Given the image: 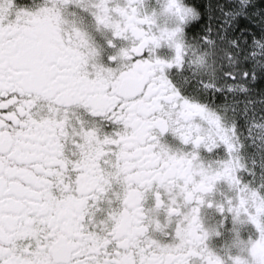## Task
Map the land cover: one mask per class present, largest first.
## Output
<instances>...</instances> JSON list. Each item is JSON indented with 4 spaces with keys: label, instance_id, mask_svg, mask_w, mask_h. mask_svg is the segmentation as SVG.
Here are the masks:
<instances>
[{
    "label": "snow or ice",
    "instance_id": "obj_1",
    "mask_svg": "<svg viewBox=\"0 0 264 264\" xmlns=\"http://www.w3.org/2000/svg\"><path fill=\"white\" fill-rule=\"evenodd\" d=\"M0 264H264V0H0Z\"/></svg>",
    "mask_w": 264,
    "mask_h": 264
},
{
    "label": "flooded vegetation",
    "instance_id": "obj_2",
    "mask_svg": "<svg viewBox=\"0 0 264 264\" xmlns=\"http://www.w3.org/2000/svg\"><path fill=\"white\" fill-rule=\"evenodd\" d=\"M98 43L103 44V37H98ZM217 219H218V217H217ZM247 237H249V233H248L247 229L242 230L241 231V238L247 239ZM226 239H227V235L216 237L215 239H213L211 241V245L215 248H223Z\"/></svg>",
    "mask_w": 264,
    "mask_h": 264
},
{
    "label": "rangeland",
    "instance_id": "obj_3",
    "mask_svg": "<svg viewBox=\"0 0 264 264\" xmlns=\"http://www.w3.org/2000/svg\"><path fill=\"white\" fill-rule=\"evenodd\" d=\"M249 237H247V239H248Z\"/></svg>",
    "mask_w": 264,
    "mask_h": 264
}]
</instances>
